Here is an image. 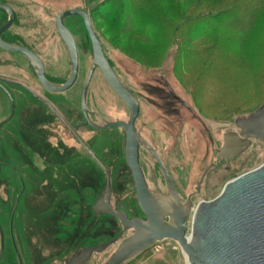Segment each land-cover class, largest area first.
Returning <instances> with one entry per match:
<instances>
[{"label":"rangeland","instance_id":"374dc122","mask_svg":"<svg viewBox=\"0 0 264 264\" xmlns=\"http://www.w3.org/2000/svg\"><path fill=\"white\" fill-rule=\"evenodd\" d=\"M10 1L22 10L26 7L30 13L31 24L25 33L31 36L32 46L42 58L47 76L55 86L62 85L70 73L68 54L57 35L55 19L64 11L75 9L89 14L103 53L118 79L142 100L143 114L137 120L136 128L158 148L183 194L194 191L201 172L215 163L222 133L234 128L236 119L247 117L264 104V0H239L236 6L239 10L245 3L247 7H259L256 8L260 10L258 20H263V28L260 24V31L250 36L245 32L247 22L240 21L244 18L241 11L217 18L197 19L206 0H174L180 11L176 23L182 22V25L177 27L176 34L171 33L172 37L169 38L167 33V40L175 37L177 43L166 42L156 54L158 40L152 34L146 43L150 59L138 55L137 47L111 32L104 22V15L121 9L128 0ZM212 1L213 8H221L222 1L228 5L232 2ZM186 19L188 21L184 22ZM123 21L126 26L132 22L128 16ZM64 24L74 35L79 55L78 79L71 89L60 94L47 92L36 79H27L17 66L5 67L10 59L4 55L0 56V73L22 78L15 80L26 82L69 124H74L83 120L79 101L92 64V49L79 17H68ZM205 30L208 31L204 34ZM21 31L25 34L24 30ZM165 85L189 104L195 97L193 93L206 99L207 93H215L218 86L216 94L230 97L231 103L221 110L225 113L223 118L202 114L201 118L208 124L209 132H206L189 114L168 100ZM13 91L16 113L0 129V166H14L18 175L6 166L0 169V225L5 238L0 264H19L10 235L16 242L22 264H65L81 251L109 242L121 232V226L115 219L94 215L91 211L106 184L105 174L99 166L78 151L76 143L42 104L30 99L20 89L14 88ZM155 92L166 99L168 108L162 104L153 105L157 101ZM86 105L108 123L126 121L128 117L127 107L98 70L91 79ZM173 109L177 110L179 117ZM8 114L0 94V121ZM94 122L99 127L104 125L99 119ZM181 123L189 126H183L180 131ZM217 131L218 135L214 136ZM79 135L110 175L112 207L138 215L133 182L124 161L122 129L94 131L87 128L80 130ZM263 163L264 146L253 143L247 152L229 165L231 172L221 168L211 170L204 179L201 194L193 196L191 214L200 201L215 199L227 182ZM190 221L191 218L188 228ZM129 234L125 233L122 238ZM116 248L117 244H114L100 254H93L86 264H105ZM124 264L188 262L176 243L163 241L150 245Z\"/></svg>","mask_w":264,"mask_h":264},{"label":"water","instance_id":"95a60500","mask_svg":"<svg viewBox=\"0 0 264 264\" xmlns=\"http://www.w3.org/2000/svg\"><path fill=\"white\" fill-rule=\"evenodd\" d=\"M0 10L10 13L9 21L0 29L1 34L10 27L13 15L5 5H0ZM68 17L82 19L92 49V64L81 91L82 114L87 119L86 97L92 75L98 69L110 89L127 107L128 121L106 122L102 127L93 126V128L96 131L119 128L125 132V162L133 177L140 208L147 217L145 222L139 219L129 220L124 213L111 208L110 175L98 164L105 174L106 184L100 198L92 206V212L95 215L116 219L123 232L134 231L131 237L120 243L105 264H124L150 245L163 241L176 243L188 264H264V163L227 182L221 193L212 201L199 204L193 212L189 228L186 224V216L176 210L174 215H168L173 223L167 224L161 210L159 211V206L148 194L139 167V138L134 127L139 113L138 102L116 77L85 11L78 9L64 11L55 20L57 34L66 48L71 67L70 77L62 85H52L45 79L42 63L34 54L1 41L0 47L7 52L24 54L35 68L38 81L44 90L53 94L64 93L76 83L79 67L75 40L63 24ZM236 124L243 132V141L233 145L232 141L226 138L218 159L227 154H232L229 156L232 159L239 156L248 149L249 139L264 143V104L244 119L238 120ZM167 182L170 191L173 192L168 179ZM0 239L1 259L3 253L1 230ZM115 241L117 239L83 250L65 264H86L93 254L104 252Z\"/></svg>","mask_w":264,"mask_h":264},{"label":"flooded vegetation","instance_id":"af4514ba","mask_svg":"<svg viewBox=\"0 0 264 264\" xmlns=\"http://www.w3.org/2000/svg\"><path fill=\"white\" fill-rule=\"evenodd\" d=\"M0 5L7 6L12 11V15H13V19H12L10 27L7 28L4 32H2L0 34V41L6 45L18 47V48H21L27 52H30L31 54H34L42 63L45 79L51 84L52 82L50 81V78L47 76L46 67L44 65V62L42 61V58L40 57L37 50H35L32 46L33 44H32L31 36L27 35V33H25V31L29 28V26L31 24L30 18H29L30 13L27 12L26 7H25V10H22V7L17 6L15 3H12V1H10V0H0ZM87 15H88L89 20H90V16L88 13H87ZM9 19H10V13L8 11L0 10V29L7 24ZM64 21H63V24H64ZM64 27L70 32V30L65 26V24H64ZM55 29H56V27H55ZM21 30H24L25 34L20 33L19 31H21ZM70 34L74 38V35L72 34V32H70ZM74 40H75V38H74ZM75 44H76V49L78 52L76 40H75ZM1 55L2 56L4 55L10 59V63H6L7 65L5 67L11 68V67L17 66L18 70L21 71L22 73H24L26 75L27 79H36L38 81L35 68L32 66V64L30 63V61L28 60V58L24 54L7 52L0 47V56ZM78 60H79V55H78ZM69 65H70V63H69ZM110 65H111V63H110ZM111 67H112V65H111ZM112 69H113V67H112ZM96 70H98V69H96ZM95 71H94V73H95ZM78 72H79V67H78ZM70 73H71V67H70ZM70 73H69V76L67 77V79H69ZM94 73H93V75H94ZM93 75H92V77H93ZM116 77H117V75H116ZM15 79H22V78H16L14 76H8V75L0 73V94L3 96L5 103H6V106L9 110L8 116L5 119L0 121V129L3 126H5L7 123H9L13 119V117L15 116L17 102L15 99V96L13 95L14 94L13 89L14 88L20 89L23 93H25L27 96H29L30 99H32V100L34 99L38 103L42 104V106L45 107L52 114V116L54 117V120H56L61 125V127L69 135V137L74 141V143H76L78 151L79 152L82 151L91 160V162L96 167H98L99 166L98 164H100V163L97 161V159H96L93 151L91 150V148L80 137L79 131L82 129H87V128L96 131L93 128V126L94 127H99V126H97L95 124L94 119H99L101 122H103L105 124L106 122L103 121L102 116L96 112H92L91 110H89L87 108V105H86V108H87L86 118L87 119H85V117L82 114L81 107H80V101H81V95H80L79 109H80V113L82 115L83 120H82V122L79 121V122L74 123V124H69V122L66 121V119L63 117V115L60 114L55 109V107H53L50 104V102H48L41 94H38L37 92L33 91L26 84V82H23L20 80H15ZM77 79H78V74H77ZM119 82L135 97V99L138 102L139 113H138V117L135 121L134 127H135L136 133H137L138 138H139V148H138L139 167H140L145 185L147 187L148 194H149L150 198L159 206V211L161 210V214L163 216V219L167 224L173 223V220L168 215H174L175 210H176V211H179V212H181V214L186 216V224L188 226V221L192 216L191 213H192V206H193V202H192L193 196L201 194L202 184L204 182L205 177L208 175V173L211 170H215L218 168H221L222 170L227 171V172L228 171L231 172V167H229V165L232 162H234V160H236L241 155L240 154L239 156L232 159L229 157L232 154H229V155L227 154L226 156H222L220 159H218L219 153H220L221 149L224 147V143H225L226 138L228 140H231L232 141L231 143H233V145L238 144L239 141H243V136H242L243 132L237 127L236 122L238 120L244 119V118H238L233 122V126H234V128H232L233 130L230 129L228 132L222 133L220 145H219V148H218V150L216 152V156H215V163L210 164L206 169H204L201 172V174L199 176V180H198L196 186L194 187V191H190L187 194H183V193H181L179 186L174 179V175H173L172 170L170 169V167H169L168 163L166 162V160L164 159V157L160 154V151L158 150V148L155 146V144L151 140H149L148 136L141 133V131L138 130V128H136V122L143 114L142 100L140 98H138V96H136L120 80H119ZM38 83H39V81H38ZM39 85L41 86L40 83H39ZM165 87H166L165 94H166V97L168 98V100L171 101L172 103H174L177 107L179 106L187 114H189L192 117V119L195 122H197L198 125L204 131L209 132L208 124H206L203 121V119L201 118L202 114L208 115V116H214L217 118H223L224 117V113L221 112V110H219L218 108H216V110H215L214 108L211 107V106H213V103H214L213 99H210L209 97H207L206 99H201L200 97L196 96V97L191 99L192 102H191V104H189L182 97H180L176 93H174L172 91V89L169 87V85H165ZM81 91H82V89H81ZM155 95H156L157 101H154L153 105L158 106V105L162 104L165 108H168L169 103L166 101V99L163 96H161V94L159 92H155ZM86 103H87V97H86ZM203 106H204V110L202 108ZM173 111L175 113L177 110L175 111L173 109ZM176 115L178 116L177 112H176ZM127 121H128V117H127L126 121H122V122H127ZM221 124H222V122H221ZM179 126H180V131H181L183 126L188 127L189 124L188 123H184V124L181 123ZM123 134H124V139H125V132L124 131H123ZM217 135H218V131L215 133L214 136H217ZM181 138H182V136H181ZM185 141H187V140L184 139V142ZM248 142H249V147L243 153L247 152L251 148L253 143H259L260 145L264 146L263 142L255 140V139H249ZM124 149H125V146H124ZM230 153H232V152H230ZM124 161H125V156H124ZM125 164H126V162H125ZM2 166H6L15 175H18L16 168L14 166H11L10 164L9 165H2ZM2 166H0V169ZM126 167L129 171V175L132 179L134 190H135V185H134V181H133L131 171L127 165H126ZM102 172H103V170H102ZM167 179L170 181V185L172 186L173 192L170 191V187L168 185ZM135 195H136L137 209H138V213H139L138 215H132L127 210L113 208L111 205V200H110V206L113 210L121 211L122 213H124L129 220L139 219V220H142L145 222L147 220V217L140 208L138 198H137V194H136V190H135ZM207 202H209V201H207ZM201 203H206V201H200L197 204V206ZM108 217H110V216H108ZM112 219H114V218H112ZM0 230L2 231V235H3V253H4V251H5V238H4V234H3V230H2L1 225H0ZM127 232L128 233L130 232V234L127 235L126 237L122 238L123 235ZM133 234H134V231H132V230H128V231L123 232L122 227H121V232L116 237H114L110 240V241H112V240L117 239V241H115L111 245L117 244V248H118V246L120 245V243L123 240L131 237ZM9 239H10V243H11V246L13 248L14 254L19 261V264H22L18 250H17V245H16V242H15L13 236L10 235ZM0 248H1V242H0ZM116 249H115V251H116ZM3 253H2V255H3Z\"/></svg>","mask_w":264,"mask_h":264},{"label":"trees","instance_id":"16d2710c","mask_svg":"<svg viewBox=\"0 0 264 264\" xmlns=\"http://www.w3.org/2000/svg\"><path fill=\"white\" fill-rule=\"evenodd\" d=\"M166 1L167 0H128L125 2L126 5L123 4L121 9L119 8L104 15V22L108 24L111 32L124 37L126 41L130 42V45H132L133 47H137L136 53L138 55L143 54V57H145L146 59H150V52H148L149 48L146 44L150 40V36L152 34H155L156 40H158V43L156 41L157 48L155 51V53L157 54L161 51V48H164L166 42L168 44L177 43L175 37H173L171 41L167 40L168 34L169 38L172 37L171 33L174 31V34H176L177 27H180L182 25V22H180L179 25H177L176 23L177 12L180 11L175 7L174 0H172V2L170 1V3H167ZM222 2L223 6L221 8H213L211 6L213 1L206 0L203 3L204 5L202 7V14L201 16L197 17V19L217 18L219 16L228 15L231 12L237 13L241 11L242 14L244 13L242 15L244 18L241 19V15H238L241 19L240 21L247 22L245 30L246 36H250L252 33L260 31V29L258 28L260 24L261 28H263V25L261 23V21L263 20H258L260 16H258V13L260 10L257 11L256 8L259 7H247V3H245V6L243 8L241 7V9L239 10L236 8V6L239 4V0H232L229 5L224 1ZM225 4H227L228 6L226 5V7H224ZM126 16L131 18L132 22L129 25L131 27L126 26V23L123 21L124 17ZM257 20L259 22H257ZM187 21L188 19H186V21L184 22ZM190 23H192V21ZM207 31L208 30H205L203 33L205 34L207 33ZM217 90L218 86L215 90V93H207L208 97L214 100L213 106L211 107L215 110L216 108H218L219 110H224L225 106H229V104L231 103V98H225L223 96V100L222 96L216 94ZM193 94L195 97L197 96V93ZM232 101H234V99H232ZM202 108L204 110V106Z\"/></svg>","mask_w":264,"mask_h":264},{"label":"bare ground","instance_id":"6f19581e","mask_svg":"<svg viewBox=\"0 0 264 264\" xmlns=\"http://www.w3.org/2000/svg\"><path fill=\"white\" fill-rule=\"evenodd\" d=\"M186 237H188V236H186ZM185 256V255H184ZM185 259H186V257H185ZM187 261V260H186Z\"/></svg>","mask_w":264,"mask_h":264}]
</instances>
